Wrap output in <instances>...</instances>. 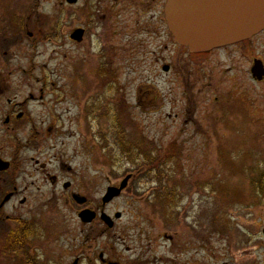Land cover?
Wrapping results in <instances>:
<instances>
[{"label":"rangeland","instance_id":"obj_1","mask_svg":"<svg viewBox=\"0 0 264 264\" xmlns=\"http://www.w3.org/2000/svg\"><path fill=\"white\" fill-rule=\"evenodd\" d=\"M65 39L40 47L37 63L57 73L45 103L31 105L35 113L53 108L59 124L39 152L17 155L20 169L58 171L21 173L16 184L15 202L26 199L18 215L38 230L43 255L50 246L60 264L102 250L130 264L137 255V264H264V193L258 199L255 184L264 174V82L250 74L253 60L264 63V45L217 52L200 74L175 82L157 69L156 50L145 57L109 45L81 52ZM119 131L135 144L130 160L116 145ZM28 133L18 131L24 143ZM61 163L70 172L59 173ZM128 175V187L102 208L107 188ZM64 180L86 206L64 203ZM85 207L121 218L110 231L101 222L84 226L77 214ZM11 224L0 222L1 238ZM46 227L53 231L44 235Z\"/></svg>","mask_w":264,"mask_h":264},{"label":"flooded vegetation","instance_id":"obj_2","mask_svg":"<svg viewBox=\"0 0 264 264\" xmlns=\"http://www.w3.org/2000/svg\"><path fill=\"white\" fill-rule=\"evenodd\" d=\"M167 1L0 0V131L2 132L0 160L9 164L7 170H0V222L12 223L11 227L3 232L2 238L0 235V264H60L62 257L50 246L46 249L49 256L43 255L40 238H37L35 233L38 230L18 215L19 209L26 205V199L22 198L15 202L16 184L21 173H58V171L45 169L32 171L20 169L21 160L17 156L23 149L39 152V142L51 137L59 124V118L53 108L35 113L31 107L34 103H45L44 98L49 95L48 88H50L47 82H50L57 73L56 70L54 74V70L49 71L47 67L43 68V65L37 63L36 57L40 54L39 49L44 42L50 43L66 38L72 49L75 48L81 52L92 47L104 49L106 45L113 49L134 48L143 57L146 52L142 51L156 50L153 55L157 69L175 82H180L184 76L200 74L206 69V65L209 66L208 57L217 52L242 45L248 46L256 41L264 45L263 30L260 34L243 42L223 46L209 53L190 54L185 47L171 40L164 13ZM179 2L180 15L184 24L190 22L193 17L219 18V22L223 24L225 16L229 21L235 7V0H179ZM60 5L66 9V15L64 11L59 10ZM145 63L144 60L140 61V64ZM81 66L76 68L77 76L81 74ZM251 70L252 67L250 74ZM35 72L38 74L36 75ZM34 82L40 89L32 88L35 85ZM255 82H264V77L261 81ZM50 85L54 86V84ZM22 129L29 131L26 143L18 134V131ZM11 142L15 143V149ZM11 152L15 154L9 158ZM31 161L35 165L39 164L38 160L31 159ZM64 168L70 172V169L61 163L59 173H65ZM46 176L49 179L46 183L52 187L58 185L56 176L50 174ZM128 176H131L130 183L132 175ZM74 188L70 180L60 182L64 203H74L78 207L86 206L87 199L79 193L76 194ZM256 192L257 198L260 199V188H256ZM81 198L86 200L84 205L77 203ZM14 202L15 205L10 212L8 207ZM107 205L102 204V208ZM87 209L88 207H85L82 211ZM94 213L95 219L89 224H83L84 226L101 222L110 231L115 227L114 221L120 220L114 215V220L111 219L113 226L109 228L100 218L104 212L100 211L99 216L97 212ZM41 231L42 229L40 233ZM52 231L51 227H46L44 235ZM51 242L53 241L46 243ZM135 257L131 263L141 262L138 255ZM83 262L86 264H130L104 250L96 252L91 258L84 255L74 257L68 264ZM169 264L179 263L170 261Z\"/></svg>","mask_w":264,"mask_h":264},{"label":"water","instance_id":"obj_3","mask_svg":"<svg viewBox=\"0 0 264 264\" xmlns=\"http://www.w3.org/2000/svg\"><path fill=\"white\" fill-rule=\"evenodd\" d=\"M180 10L179 0H168L164 7L172 42L185 47L190 54L209 53L223 46L243 42L264 30V0H235L233 15H230L229 21L225 16L223 24L219 22V18L214 17L204 19L193 17L190 22L184 24ZM251 76L256 81L263 79L262 62L254 61ZM8 166V163L0 160V170H7ZM129 180L130 176L126 177L118 188L109 187L102 198V204L106 205L119 197L126 189ZM77 203L84 205L86 200L81 198ZM120 216L116 214L115 218L119 219ZM95 217V213L91 210H84L78 214L79 220L84 225L91 223ZM100 218L107 227L112 228L108 216L102 214Z\"/></svg>","mask_w":264,"mask_h":264},{"label":"trees","instance_id":"obj_4","mask_svg":"<svg viewBox=\"0 0 264 264\" xmlns=\"http://www.w3.org/2000/svg\"><path fill=\"white\" fill-rule=\"evenodd\" d=\"M116 145L119 146V148L122 149V153L124 155H127V159H131V155H132V151L135 150V144L133 146L131 145H128L126 144V142L123 140L122 138V134L121 132L119 131L117 136H116ZM137 149V148H136ZM143 161H147L148 163H150L151 161H153V157H151V159H148L147 157H145V159ZM151 173H146L145 175H149ZM154 176L156 175H160L161 176V173H153ZM156 180H158V182L160 183V179L157 177ZM257 186L256 188H260V192L261 194L264 193V174H262L260 177H259V182L255 183ZM168 199L170 198V196H167Z\"/></svg>","mask_w":264,"mask_h":264}]
</instances>
